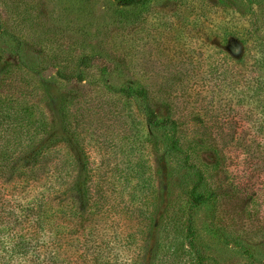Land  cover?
Returning <instances> with one entry per match:
<instances>
[{
    "label": "rangeland",
    "instance_id": "rangeland-1",
    "mask_svg": "<svg viewBox=\"0 0 264 264\" xmlns=\"http://www.w3.org/2000/svg\"><path fill=\"white\" fill-rule=\"evenodd\" d=\"M262 59L264 0H0L1 133L24 119L31 132L28 115L60 126L65 109L93 177L72 203L80 160L50 150L27 188L53 165L57 213L0 224L1 244L31 235L11 264H264ZM153 96L178 120L172 150ZM32 197L20 204L40 212Z\"/></svg>",
    "mask_w": 264,
    "mask_h": 264
},
{
    "label": "trees",
    "instance_id": "trees-1",
    "mask_svg": "<svg viewBox=\"0 0 264 264\" xmlns=\"http://www.w3.org/2000/svg\"><path fill=\"white\" fill-rule=\"evenodd\" d=\"M119 1L123 4L131 5L137 3L140 0ZM259 64L264 65V59H262ZM147 92L143 88L138 89V93L140 95L147 94ZM155 99L156 97H151V107H148L149 123L154 128L153 131L164 130V134L170 140L168 141V150H172V148H175V146L180 143L178 137V120L174 117L172 111L167 116H160L158 114V108H155L154 104H152V101ZM3 103L7 104L8 102ZM0 107L2 109V105ZM24 114H27V110H25ZM11 115L12 112L10 110H8L5 114H1L0 111V128L1 126H8L7 120L10 117H6ZM61 116L63 123L60 126L56 122L52 124L50 128H48L49 123H47L46 121H37L35 120L34 116L28 115L30 124L33 126H31V132H29L28 130L26 131L25 124L21 123L25 119L20 121L17 119L19 122H13L11 124L9 123L11 126L9 127V130L7 128L6 131L7 134L13 133L14 139L4 138L5 136L3 135V133H1L2 130L0 129V224H8V222L11 223L10 220L14 218L13 220H15L16 223H21L20 225H22L21 227L23 230L25 227V225L23 224L24 222H26L25 224L27 226H30L32 221H35L34 219H36L37 221L39 220L42 223H46V218L49 220L52 219V216L56 215L57 212L56 208L54 207V203H52V198L53 196H60L58 184L56 186L55 184H53L58 177L55 171V167L53 165H50L43 170L44 175L37 176V178L39 179L38 182L42 183L43 180L44 182H49V185L43 184L45 187L41 189L38 195H32L30 188H27V183H29L34 173L38 174L39 170L47 165L45 162L46 156L48 155L50 150L59 143L65 144L70 147V149L73 150L77 158H79L80 160V169H78L76 179L77 181L83 183L82 186L81 183L77 185L81 186V189H84V193L80 198L74 195V198H72V203H75L77 206H79V204H81L84 199H89L90 190H92L91 182L93 177L91 176L89 167L88 154L86 152L84 144H82V139L79 136L78 132H76L72 128V123L69 120L68 111L65 109H61ZM34 120L35 122H33ZM151 138H153L154 145H158L160 143V139L157 137V135L151 134ZM12 140L14 141L13 144L15 145V148L16 146H18L15 143L17 142L19 145L25 144L26 149L22 148L21 152H16V150H14V152H8L10 149L7 148L9 144L12 143ZM1 151L4 154H2ZM198 176L199 179L196 180L197 182L194 186V193L200 199L202 198V194L204 192L202 191L203 189L201 191H198V188L202 186L204 187V184L202 183L203 176L201 172L198 174ZM14 181L19 182L16 183ZM87 181L89 182V184ZM9 182H13L17 185H12ZM59 183L63 184L64 181H61ZM23 185H26V187L22 188ZM31 196H34L32 197L34 208H37L35 204L36 202L41 207L40 212L30 210L29 208H25L22 204H20V202H22L24 198L28 201V198H31ZM16 228H14L15 233L12 232L13 235L9 237L10 239L7 240V242L2 244L0 243V264H11L12 260L15 259L14 256L16 255V253H18V251H16L17 247L21 244V242V245H26L27 238L31 236L25 233H19ZM16 238H18L19 240L17 241ZM7 246L10 250L7 248Z\"/></svg>",
    "mask_w": 264,
    "mask_h": 264
}]
</instances>
